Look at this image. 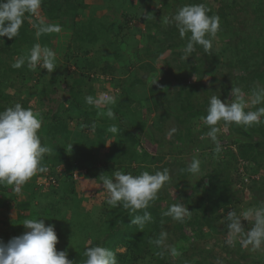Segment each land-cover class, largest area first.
I'll return each instance as SVG.
<instances>
[{
    "label": "trees",
    "instance_id": "obj_1",
    "mask_svg": "<svg viewBox=\"0 0 264 264\" xmlns=\"http://www.w3.org/2000/svg\"><path fill=\"white\" fill-rule=\"evenodd\" d=\"M148 1L150 0H138V5L146 4ZM171 1L177 2L178 0ZM179 1L181 5L186 1L189 4L204 3L211 9L209 15L219 16L220 26L222 25L224 30L220 29L218 33L221 36V32H224L223 37L228 38L225 40V46L231 53L229 64L234 65L231 70H242L244 76H235L236 78L233 79L231 77V83H226L217 76L221 56L225 54L224 50H215L213 46L210 53H205L203 48L197 45L196 51L185 59L183 48L186 45V38H180L175 26H164L152 19L148 20L145 23L146 32L142 34V37L161 44V48L155 49L154 60L157 62L162 53L168 51L172 57L171 60H165L164 68H168L169 72L177 70L173 77L168 78L165 74L161 79H168L167 81L177 79L178 85L186 92L181 97L182 101H179L177 108V119L181 125L171 138L164 135L163 128L156 122V118H153L152 130L150 126H147V115L151 113L154 104L158 105V97L161 93H153L155 96L152 95V97L145 95L139 98L133 86L136 83H144L142 77L136 76L130 89H124L119 94L113 93L117 97V104L111 107L116 119L100 114L84 100L86 92L95 96L97 91L95 86L87 82L89 79L94 80L91 77L94 70L101 69V74L110 75L116 68H120L125 74L128 73V66L131 63L129 60L132 56L126 55L123 41L118 39L128 23L133 22L137 16L129 8L126 9V3H121L120 0H107L103 9L106 11L102 17H99L95 14V9L99 8L98 5L91 4L88 0H43L39 10L42 18L39 19L44 20L46 24L60 25L59 32L43 34L37 39L31 23L36 18L27 17L16 38L0 37L3 40L0 41V111L21 99L19 98L21 88L17 92L18 82L25 86L28 85L25 90L28 97L39 94L42 104H50L46 114L49 120L41 127L39 135L42 145L50 144L53 152L44 156L42 164L47 171L38 173V177L44 178L51 171L56 177L64 173L61 191L64 196H62L72 201V204H68L66 208L54 205L52 210H49L46 203L56 188L51 187L48 192L39 197L35 191V183L30 179L25 184V188L31 193L27 199L20 201L18 206L20 209H26L27 213L10 219L7 211L12 203L9 198H0L4 201V204H0V226H4L6 231V233H0V240L4 243L26 231L21 224L24 219L36 218L44 219L46 225L55 226L58 236L56 249L58 251L67 250L68 258L73 260L74 264H83L86 259L85 247L96 244L113 250L116 253L118 264H214L210 257L214 259L219 257L215 256L208 246H200L192 242L193 238L209 237L217 244L218 236L227 232V225L224 221L227 212L233 209L239 213L245 209L241 206L244 205L245 189H248L253 197V200L247 201L246 204L258 205L264 201V199H259L256 193L264 197V175L259 179L256 176L261 170L264 171V118L260 124L247 128L235 123H224L228 130L236 135V138L228 145L226 144V148L221 143L223 150L217 155L223 158H215L213 162H210L213 166L211 170L207 168L205 160L199 159L201 155L194 152L196 149L202 152L209 150L210 153L215 154L214 150L212 151L215 148L214 143L206 137L209 129L203 124L201 117L207 114L210 96L216 95L223 99L222 92L202 83L204 76L211 75L212 83L220 79L223 93L231 92L233 86L239 87L246 99L251 97L254 89L264 86V0H218L216 3H212V0ZM246 11L253 14L252 19L247 18ZM250 22L254 23L253 29L247 31ZM158 27L159 32L162 33L160 37L157 36L159 32L156 34L155 31ZM54 37L57 54L63 61L65 72L57 77V80H49V85L38 92L33 83L38 81L36 70H30L27 64L16 69L12 67V64L19 56L26 54L35 43L51 48ZM99 42H102L101 47L95 49ZM147 43L145 52L152 56L151 42ZM132 45H129V48ZM94 50L100 55L103 63L91 57ZM137 57L140 60L142 52H137ZM194 59L200 61V64ZM141 62L142 67L147 70L149 68L151 74L157 70L154 63L144 62V60ZM194 70L198 83L204 86L202 91L205 96L202 100L196 89V85L199 84H192ZM12 88L15 92L11 94L9 90ZM151 89L153 91L155 87L152 86ZM61 91H65L67 99L70 100V106L67 108L60 99H56V95ZM136 98L139 100L136 101ZM147 99H150L152 105ZM22 105L28 107L26 102ZM260 106L264 105L255 107ZM255 107L251 105L246 110H255ZM75 117L78 119V124L73 127L70 122ZM93 124L95 128H92ZM112 124L118 125V133L113 134L107 130ZM218 126L221 128V124ZM154 131H158L161 138H164L157 139ZM143 135H149V140H154V148H149V144H143ZM218 138L221 141V137ZM182 146L192 148L193 153L184 150ZM140 147L144 149L140 150ZM166 155L170 157L178 155L180 158L191 155L192 159L196 157L201 162L199 178L196 183L189 185V190L185 187V181L193 175L187 172L185 163H179L177 180H181L175 181L176 186L185 189L181 191L183 195L174 199L173 203H183L191 211L190 218L180 223L173 221L170 216H164L163 212L168 206L161 203L167 198L160 190L158 198L151 202L148 208L132 213L129 209L120 207L105 228L94 227L93 232L85 229L78 231L80 235L90 239L86 244L78 243L75 237L71 240L73 237L69 224L71 220L67 219L64 210L67 212V208L81 204L82 199L78 196L77 180L74 177L76 171L89 172L91 179L99 178L102 172H108L111 175L116 170L138 175L144 170L154 172L160 170L159 168H170L171 163H166L167 166L164 164L161 167L157 165ZM242 160L250 166L253 173H251L250 182L243 181L240 183L243 186L236 189L237 175L240 176L238 164ZM57 167H60V171L55 169ZM253 174L256 175L253 177ZM246 175L243 172L244 178ZM8 188V185H0V193L9 194L12 199L19 201L17 194L8 192ZM38 198H41L40 204L35 208L33 203ZM47 210H49L48 213ZM145 211L151 213L152 221L141 230L132 224L131 220L133 216L143 215ZM73 217L78 218L76 214ZM163 219L173 221L167 231V240L174 242L173 246L178 245L179 241L192 242L190 247H181L178 256H171L164 243L162 246L154 243L164 231L162 228L166 224L162 221ZM197 252L200 258L193 257ZM222 259V264H243L235 260L234 255ZM249 264H263V261L256 259Z\"/></svg>",
    "mask_w": 264,
    "mask_h": 264
},
{
    "label": "clouds",
    "instance_id": "obj_2",
    "mask_svg": "<svg viewBox=\"0 0 264 264\" xmlns=\"http://www.w3.org/2000/svg\"><path fill=\"white\" fill-rule=\"evenodd\" d=\"M42 2L43 0H0V37L16 38L27 17L36 18L31 23L37 39L43 34L59 32L60 25L46 24L39 19ZM210 12L211 9L204 3L188 4L179 8L172 16L161 17L160 22L163 25H174L180 38H186L183 48L185 59L196 51L197 45L201 46L205 53L211 52L212 40L220 30V18L218 15H209ZM25 64L32 71L39 66L51 74L58 67L57 55L51 48L35 43L26 54L14 61L12 67L19 69ZM155 83L156 81H153L151 85ZM84 100L100 114L116 119L111 107L117 104L114 94L102 92L96 96L86 95ZM249 104L253 107L264 105V86L254 89L251 97L247 99L242 90L235 86L231 89V99L224 101L220 96H210L207 114L202 116L201 120L209 129L206 137L214 143L215 154L223 150L218 138L222 131L218 126L220 122L235 123L246 128L261 123L264 118V106L246 110ZM42 123L43 116L40 111L32 107L26 108L19 102L0 111V185L13 186V190L20 193L22 186L34 175L47 171L42 160L46 154H52L53 148L42 145L39 135ZM92 128H95V124ZM107 130L116 134L119 128L118 125L112 124ZM176 131V128H172L168 135L171 136ZM186 170L193 176L199 175L200 160L193 157ZM170 179L167 168L154 172L144 170L138 175L116 170L111 176H99L102 188L108 194L107 204L129 209L132 213L148 208ZM163 215L183 223L186 218L191 217V211L183 203H179L170 205ZM245 220L251 224L247 230L242 223ZM151 221V213L145 211L143 215L133 216L131 223L142 230ZM224 221L227 225L224 242L229 247L239 244L242 248H250L253 251L264 250V201L239 213L231 209ZM21 224L26 229L23 234L13 237L7 243L0 240V264H74V261L68 258L67 250L56 249L58 236L54 225H46L44 219L36 218L24 219ZM166 238L167 233L162 232L154 243L162 246ZM169 252L173 257L179 255L175 246H172ZM84 256L86 259L83 264H118L116 253L100 244L86 246Z\"/></svg>",
    "mask_w": 264,
    "mask_h": 264
},
{
    "label": "rangeland",
    "instance_id": "obj_3",
    "mask_svg": "<svg viewBox=\"0 0 264 264\" xmlns=\"http://www.w3.org/2000/svg\"><path fill=\"white\" fill-rule=\"evenodd\" d=\"M88 1L91 4L98 5L99 8L95 9V14L99 17H102L106 11L103 9L105 7V3L107 0H88ZM212 1H213L212 3H216L218 0H212ZM120 2L126 3L127 4L126 9L129 8L132 11V13H134L137 16V18L133 22L128 23V26L120 33L121 35L118 39L120 41H123L124 52L126 53V55L128 57L132 56V59L129 60L131 63H130V66H128L129 68L128 73L125 74V72L122 69L116 68L112 74L106 75L105 73L101 74L102 73L101 69H96L91 73L92 75L91 77H93L94 80L89 79L87 82L95 86V88L97 89L95 96L102 92H109L110 94H113V93L119 94V93H122L124 89H130V85L131 83L134 82V78L136 76L142 77L144 80L143 81L144 83L142 84L136 83L133 86V90L135 91V93H137V96L139 98L145 95L148 97H152V95L155 96L154 94L156 93H161V95L158 97V105L154 104V106L152 107L151 113L150 114L148 113L147 115L148 116L147 126L148 127L150 126L152 130L153 128L152 123L154 121L153 118H156V122H158V124L163 128L162 131L164 135H166L167 138H171V136H173L175 133L169 136L168 133L170 129L172 128L178 129L179 125H181L177 119L178 118L177 108L179 105L178 104L179 101H182L181 97H183L186 92L184 91L183 88L181 89V87L178 85L177 79L175 80L170 79L169 81H167L168 79L166 80L161 79L162 75L164 76L165 74H167L168 78H170V77H173L175 73H177L176 69H174V72H169L168 68H164L165 60H171L172 56L170 55L168 51H166L162 53L161 58H159L156 62L154 60L153 55L155 54V49L161 48V44L157 42L148 41L147 38L142 37L143 36L142 34L146 32L145 23L148 20L152 19L153 21L162 24L160 22V19L163 15L172 16L176 13V11L179 8H181L184 5H188L189 3L187 1L184 3L181 2L182 3L181 5L179 0L177 2H172L171 0H150L146 4H141V5L140 4L138 5V0H120ZM240 8H241V5H240ZM246 14H247V18L249 19L253 18V14L251 12L246 11ZM39 18H42L40 14H39ZM253 25L254 23L250 22L247 28V31H249L251 28L253 29L252 27ZM220 29L224 30L222 25L220 26ZM161 30L163 31V28H161ZM155 31L157 34V32L160 31L159 27L155 28ZM161 34L162 33L159 32L157 36L160 37ZM222 34H225V33L221 32V36L219 35V33L216 34L215 38L212 40V44L215 47V50L217 49L219 51L220 50L225 51V54L221 56V59H220L221 62L218 67L217 76L221 80L226 81V83H231V79H230L231 77L232 79L235 76L242 77L244 76V71L239 70V69L231 70V68H234V65L229 64L231 53L228 50V48H226L225 46V40H227L228 38L223 37ZM52 42H53V45L51 46V49L56 52L58 67L51 74H49L46 69H40L39 67L38 69H36L35 72H36V78L38 79V81H35L33 83L35 85V88L38 89V92L42 88L44 89L49 85L48 84L49 80H55V79L57 80V77L61 76L63 72H65L63 61L59 58V55L57 54L55 37L53 38ZM147 42H151L152 56L145 52V47L148 45ZM101 43L102 42H99V44L95 46V49H99L101 47ZM129 45H132V47L129 48ZM139 51L140 53L142 52V58H140V60L137 57V52ZM91 57L93 59H99L101 63L104 62L103 60H101L100 55L95 52V50H94L93 55H91ZM197 57L198 56L196 55V58ZM141 60H144V62L147 61V62L154 63V65L157 67V70L151 74L149 72V68L147 70V68L142 67ZM194 60L195 62L200 64V61H198L197 59H194ZM219 71L223 73H220ZM195 73L196 72L194 70V72L192 73L193 74L192 84H199L198 86L196 85V89H197V93L201 96L200 98L201 100L205 96V93L202 91L204 89V86L202 85L203 82H204L203 84H205L207 87H210V88H213L215 90H219L220 92H222V98H223L222 100L226 101L228 99H231V92L223 93L222 85L220 84L221 83L220 79H219L220 82L218 80H214V82L212 83L211 75H206L204 76L202 83H198V78H197V75H195ZM153 81H156V83L151 85ZM152 86L155 87V89L153 90L154 92L151 89ZM17 87H18L17 92H19L20 88L22 92L20 91L19 93V98L21 99L15 102L16 103L19 102L21 104H24L26 102L28 107H32L34 110L40 111L43 116L42 126L47 124V120H49V117H47L46 114L50 107V104H47V105L42 104L39 94L28 97V95L25 93V90L26 88H28V85L25 86L21 82H18ZM9 92L11 94L15 92L14 88L9 90ZM86 95H93V94L86 92ZM56 96H57L56 99H60L65 104L66 108L70 106V100L67 99L66 97L67 93L65 91L59 92ZM139 98L138 99L136 98V101L139 100ZM147 100L152 105V103L150 102V99H147ZM250 106L251 104H249V107ZM24 107H26V105ZM70 124L73 127L76 126L78 124V119L75 117V119L71 121ZM220 124H221L222 131H221V134H219V136L221 137V143L224 144L223 147L226 148V144L228 145V143H230L231 140L235 139L236 135L231 133L232 131L228 130V127L224 124V122H220ZM155 136L159 140H162L164 138V137L161 138V134L158 131L155 132ZM142 141H143V144H149V148H154V145H153L154 140L152 139L149 140V135H143ZM48 146L52 147L50 144H48ZM188 146H182V147L184 150L186 149L188 152L193 153V149ZM143 149L144 148L140 147V150H143ZM213 150L214 149H212V151ZM194 152L199 153V155H201L199 159L202 158L203 160H205V163L207 164V168L209 170H211V168L213 167L210 162H213L215 158L216 159L223 158V156H218L217 154L215 156V154L210 153L209 150L202 152L196 149ZM224 158L226 157L224 156ZM191 160H192L191 155H187L181 158L178 157V155H173L171 157L166 155L161 161L157 163L159 167L163 166L166 163L172 164V165H169L170 168H168L169 174L171 176V181L166 183L165 186L161 189V191L163 192V194L166 196L167 199L166 201H163L161 204L169 207L170 205L175 204L173 203V200L178 198L182 194L181 191H183L185 188L180 189L175 184V181L178 182L181 180V179L177 180L178 169H180L179 163L182 162L188 166ZM154 166L155 165H153V167ZM55 169H57V171H60V167H57ZM159 169L161 170L162 168H159ZM238 170H239L240 176L237 175L238 183L236 184H238V186L236 187V189L243 186V185L241 186L240 184L243 181L245 183H248V181L250 182L251 173H253L250 169V166H248V164L243 160L242 162L238 164ZM51 172L49 175H47L44 178L38 177V173L31 178V180H33L35 183V186H34L35 191L37 192L39 197H42L44 193L48 192V190L51 189V187H55L56 191L54 192L53 195L50 196V200H48L46 203V205L48 206V209L52 210L54 205H57L59 208H66L68 204L69 205L72 204V201L64 198L63 197L64 195L61 192L62 187H63V182H64V173H61L62 175L60 174L59 177H56ZM82 172L83 173L76 171L75 176H74L75 179L77 180L76 189L78 192V196H80L82 199L81 204L79 205L80 207L75 204L72 208H69V209L67 208L68 210L67 212L66 210H64V212H65V215L67 214L66 215L67 219L71 220L69 223L73 231V237L71 238V240L75 237L74 239H76L78 243L86 244L87 241H89L90 239H86L85 237H83V235H80L78 231H82V229H85V230H90V232H93L94 227H97V229L101 227L105 228L108 225L109 221H111L114 218V216L117 213V210L120 207H112L107 204L106 200H107L108 194L106 190L102 188V184L99 178L91 179L89 172H86V171H82ZM243 172L245 173V175L247 174L245 178L242 176ZM102 174L111 176L110 174H108V172H102L101 175ZM254 175L256 174H253L252 176L254 177ZM262 175H264L263 170L257 173L256 175L257 179L262 177ZM198 178H199L198 175L190 177L188 180L185 181V184H186L185 187L189 190V185L196 183ZM25 186L26 185L22 186V190L20 193H16L13 190V186L8 185L9 187L8 192L17 194V196L20 198L19 201L12 199V196H10L9 194L0 193L1 194L0 198L2 197L9 198L10 203H12L7 211V215L11 217L10 219L16 218L22 213H27L26 209L18 208L19 202L27 199L29 196V193H31L30 191H27ZM256 193L258 194L259 199H264L262 195H260L258 192ZM70 195L72 194L70 193ZM243 197H244L243 199H245L243 203L244 205H241V206H244L245 209L248 207L255 206V204L253 203L246 204L247 201L250 202L253 200L252 199L253 197L251 196V193L250 191H248V189L244 190ZM40 200L41 198L40 199L38 198L33 203L35 208L39 206ZM52 201H54L55 203ZM0 204H4V201L0 200ZM167 209L168 208L166 207L164 212L167 211ZM49 210H47V213ZM75 214L78 216V218L73 217ZM162 221H165L164 223L166 224V225L164 224L165 226L164 228H162L164 230L163 232L167 233L168 229L172 225V222L175 220L173 219V221L171 222L169 220L167 221V219L166 220L163 219ZM242 223L245 227V230L251 227V224H249V222L246 220L242 221ZM4 231H5L4 226H0V233L1 232L6 233V231L5 232ZM74 231H76L75 234H74ZM226 233L218 236L217 244L214 241L210 240L209 237H201V238L195 237L193 238L192 242H194L195 244H199L200 246H203V245L208 246V248L212 249L214 255L219 257L218 259L217 258L214 259L213 257L212 258L210 257V259L213 260L214 264H222L223 262L222 258H226L230 255H234L235 260L241 261L243 264H249L250 262L256 259H261L264 264V250L253 251L250 248L249 249L242 248L239 244H236L235 247H229L224 242L226 238ZM167 238H168V235H167ZM167 238H166V241H164V244H165V247L167 248V251H169V249L174 245L173 244L174 242L172 243V241L167 240ZM192 242L179 241L178 245L175 246L179 252V255L181 252V247L183 246H186V248L190 247ZM193 257L200 258L201 256L197 252Z\"/></svg>",
    "mask_w": 264,
    "mask_h": 264
}]
</instances>
